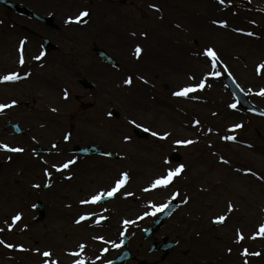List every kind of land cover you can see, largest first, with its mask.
<instances>
[{
  "label": "rangeland",
  "instance_id": "1",
  "mask_svg": "<svg viewBox=\"0 0 264 264\" xmlns=\"http://www.w3.org/2000/svg\"><path fill=\"white\" fill-rule=\"evenodd\" d=\"M13 1L40 16L59 12L53 14L56 30L37 27L59 52L49 61L43 59L36 38L35 45L29 46V58L39 56L37 60L45 64L36 66V88L30 91L28 81H24L14 87L20 91L9 97L22 101L20 108L13 109L27 128L28 138L19 137L20 142L34 146L36 151L38 147L52 149V164L57 167L74 157L71 150L75 144L97 145L118 154V162L99 157L82 162L78 167L86 175L82 194L88 200L107 192L127 173L128 184L121 187L120 196L130 199L125 217L131 219L132 233L137 236L153 224L154 220L147 217H155L162 205L176 198L182 206L153 239L169 237L178 242L163 264H232L223 259L229 250L224 240L237 241L238 232L264 252L259 231L264 224V119L245 113L237 105L230 107L236 102L223 83L224 74H231L249 99L264 109V95H259L264 90V0H249L244 5L236 0H225L223 5L215 0H114L112 5L91 0ZM83 9H89L92 16L81 26L76 15ZM0 20L4 23L0 25L2 44L22 20ZM214 21L226 22L227 27L215 29ZM11 24L16 27L10 28ZM208 44L219 58L215 67L211 58L201 55ZM137 47L142 51L139 55ZM157 47L160 57L155 56ZM95 48L108 51L119 61V67L102 63ZM16 58L15 46L2 53L0 74L21 68ZM68 65L76 67V75L69 73ZM80 78L88 79L93 91L82 88ZM44 79H54L55 85L46 84ZM201 80L206 83L203 90L189 93V99L175 97V92ZM111 112L116 113L115 118L110 117ZM138 128L148 129L149 139H137L133 131ZM69 133L72 136L67 142ZM165 135L166 139L160 138ZM227 136L235 140L225 139ZM187 140L193 143H176ZM174 151L181 155L180 163L170 160ZM180 165L183 172L167 188H152L155 179ZM193 179L197 181L195 187L191 185ZM115 204L98 209H113ZM98 209L89 207L84 216ZM55 211L59 213L60 206ZM198 215L201 222L195 225L191 218ZM222 215L226 219L215 227L214 221ZM34 223L0 221L1 227L14 229L8 233L6 227L10 240L4 237L5 244L0 245V264H75L77 260L103 264L116 255L109 248L116 241L109 240L105 228L96 229L95 221ZM200 226L223 243L216 253L218 258L211 249L207 254L194 252L195 242L202 239ZM81 244L82 254L73 255L81 251ZM17 246L25 250L18 252ZM45 251L51 256L44 257ZM257 259L256 264H262L264 254L263 259Z\"/></svg>",
  "mask_w": 264,
  "mask_h": 264
},
{
  "label": "flooded vegetation",
  "instance_id": "2",
  "mask_svg": "<svg viewBox=\"0 0 264 264\" xmlns=\"http://www.w3.org/2000/svg\"><path fill=\"white\" fill-rule=\"evenodd\" d=\"M28 24V26H23L21 30L17 27L18 32L9 33V37L14 41L13 47L18 48L19 40H22L25 56H28L30 51L32 52L29 46L35 45V36L31 33L35 30V23L31 21ZM16 54V62H18L20 57L18 52ZM13 71L10 69L0 74V76L12 74ZM68 71H73V69L68 68ZM13 73L19 75L17 72ZM33 77L34 75H29L31 82L28 79V86L33 83ZM19 84L20 82L17 80L13 84H8L9 87L13 88L7 89L0 83V103H10V95L20 91L18 88H14ZM4 88L5 92H3ZM18 120H20L19 113L13 111L12 107L0 113V130L4 132L0 133V143H9L10 146L19 147L20 140L17 138V134L7 126L9 122H19ZM4 126L8 129V132L4 131ZM22 144H25V142H22ZM29 149L30 147L23 155L5 151L6 154H10V156H5L4 150L0 148V221H16L13 218L17 214L21 216L18 221H35L39 213L36 208L38 201L44 202L45 217L43 221L78 220L84 209L82 203L83 174L81 169L60 172L52 171L49 168L38 169L35 166L34 155L29 153ZM42 167H45V165H42ZM47 183H50V186L45 188L44 185ZM40 184L44 185L41 186ZM59 206L60 211L58 213L55 210ZM120 210L121 207L118 208L119 219L121 218ZM119 230L125 231L126 227L124 226Z\"/></svg>",
  "mask_w": 264,
  "mask_h": 264
},
{
  "label": "snow or ice",
  "instance_id": "3",
  "mask_svg": "<svg viewBox=\"0 0 264 264\" xmlns=\"http://www.w3.org/2000/svg\"><path fill=\"white\" fill-rule=\"evenodd\" d=\"M220 3L223 4L225 3V0H220ZM89 15V13L87 11L85 12H82L80 13V16H87ZM69 22H71V18L69 19ZM214 23H217L216 21H214ZM220 23V26L222 27H227V23L226 22H219ZM248 35H252V33H248ZM136 53L137 55H139L141 53V48L140 47H137L136 48ZM20 64L22 65L24 63V59H23V48L21 47L20 48ZM204 55L208 56L211 58L212 60V66L215 67V65L217 63H219V58L217 56V53L215 52L214 49L212 48H208L205 52H204ZM41 57L37 56L36 59H40ZM261 67H264V65H261ZM216 75H219V73H216ZM20 79V76L16 73H12V74H6V75H3V76H0V83H9V82H15L17 80ZM192 79H195V77H192ZM128 83H131V81H127ZM205 87V82L203 80H201L198 84L196 85H191V86H186V87H183L180 91H177L174 93V95L178 96V97H187L189 93H192V92H196L198 90H203ZM259 95H264V90H261V92L259 93ZM65 98H67V92H65ZM15 101H12L10 103H7V104H2L0 103V113H2L5 109L7 108H11L15 105ZM230 107L232 108H235L236 107V104H232L230 105ZM53 111H55V109H53ZM133 123H135V121H133ZM198 123V122H197ZM137 127H140V125H136ZM235 128H239V127H242V125H235L234 126ZM148 129H145V131H147ZM152 135L153 136H158L159 134L156 133V132H152ZM162 139H166L167 136H162L160 137ZM127 139V137H126ZM225 139L227 140H235V137L233 136H227L225 137ZM176 143L178 144H191L193 143V141L191 140H187V141H177ZM0 148H2L3 150L5 151H8V152H16V153H21L24 151V149L22 147H11L9 146L8 144H2L0 143ZM72 163H75V161H68L66 163H63L61 166L57 167L56 165H53V167H57V170L58 171H61L63 169H67L69 168V165L72 164ZM167 163V161H166ZM224 163H228V161H224ZM184 170V166L183 165H180L179 167L175 168L174 170H167L166 173L160 177H158L157 179H155L152 183V188L155 189L157 187H160V188H167L173 181V179L180 175ZM47 174V173H46ZM123 178L119 181L116 182V185L115 187H113L112 189H110L107 193L101 191L93 196L90 197V199L88 200H85V201H82V203H98L102 200V198H104L105 196L107 197H112L115 195V193L122 187L125 185L126 181L128 180V175L127 173H124L122 174ZM69 179L71 177H68ZM38 187V186H37ZM149 189H145V191H148ZM129 195H132V193H128ZM174 195H178V193L174 194ZM186 202V201H185ZM153 207H155V205H153ZM164 207H167V205H165ZM233 210V206L231 204H229V211H232ZM90 217L88 216H81L79 220H77L76 222L77 223H80L82 220H85V219H89ZM14 220L18 221L21 219V216L19 214H17L14 218ZM226 219L225 216H220L218 217V222H223L224 220ZM129 223H132V221H124V224L127 225ZM4 229L0 228V232H2ZM11 230V229H9ZM260 233H264V225H261L260 226V229H259ZM243 235L242 234H239L238 232V242L239 240H243ZM253 239L255 238V236L252 237ZM99 239H103L102 237H99ZM0 244H5V241L0 239ZM6 247H9V248H13L14 245L12 244H6L5 245ZM114 247H118L119 245H113ZM81 251L80 252H77V253H73V255L75 256H80L83 252V248L84 246L81 245ZM20 250L23 251L25 249H23L22 246H20ZM105 251H107L105 249ZM230 251V250H229ZM244 255H249L248 253V250L245 249L244 250ZM252 255H259V253H251ZM42 255L44 257H50L51 256V253L49 251H45L42 253ZM45 264H48L47 261H45ZM52 264H56V262H52ZM75 264H84V261L83 260H77L75 261Z\"/></svg>",
  "mask_w": 264,
  "mask_h": 264
},
{
  "label": "bare ground",
  "instance_id": "4",
  "mask_svg": "<svg viewBox=\"0 0 264 264\" xmlns=\"http://www.w3.org/2000/svg\"><path fill=\"white\" fill-rule=\"evenodd\" d=\"M199 29V28H198ZM114 31V29H113ZM216 31V30H215ZM159 48H156V54L155 56L160 57V53H159ZM161 64H166V63H161ZM45 82H48L50 85H55V80L54 79H44ZM189 99V98H188ZM220 175H218L219 177ZM197 181H195L194 179L191 181V185L192 186H196ZM209 195L208 192L204 193V196L207 197ZM192 222L197 225L199 224L200 221V217L195 216V218H191ZM204 226H200V236H201V241H196L195 245L193 246V250L196 254H203L206 253L208 250H212L215 253L216 258H218L217 256H219L218 254H216L217 252H219L220 250V246L222 247V242L219 241V239L215 238L214 236L208 234L205 232V230L203 229ZM199 236V237H200ZM198 237V235H197ZM236 238V236H235ZM224 243L227 244V247L229 248L228 252L226 253V255L223 257V259L225 261H228L229 263L232 264H256L260 259H257L259 256H262L263 259V254L264 252L262 250H259V248L255 247L254 242H249L247 238H244L243 240H239L235 241V239H231V240H224ZM220 244V245H219ZM247 249L249 255H244V250ZM251 253H259V255H252ZM239 258H241V261L239 262ZM261 259V260H262ZM252 261V262H250ZM264 264V262L262 263Z\"/></svg>",
  "mask_w": 264,
  "mask_h": 264
},
{
  "label": "water",
  "instance_id": "5",
  "mask_svg": "<svg viewBox=\"0 0 264 264\" xmlns=\"http://www.w3.org/2000/svg\"><path fill=\"white\" fill-rule=\"evenodd\" d=\"M102 56H103V54H102ZM228 83H229L230 88L233 90V92H235L237 95L240 96L241 105L243 107L247 108V109L254 110L255 108H253L249 104V102L247 101L245 95L240 92L239 88L236 86V84L233 82V80L230 77H228ZM83 153L84 154H94V153H99L100 154L101 152L98 149H96V148H90V149H88L86 151H83ZM158 226H161V224H159ZM173 247H174V244L169 245L168 249L166 250V253L171 251ZM126 260H127V257H124L122 262H126ZM117 262H120V261H117Z\"/></svg>",
  "mask_w": 264,
  "mask_h": 264
}]
</instances>
